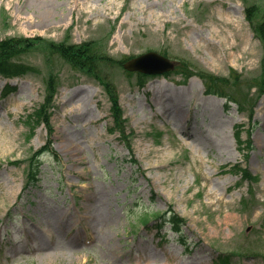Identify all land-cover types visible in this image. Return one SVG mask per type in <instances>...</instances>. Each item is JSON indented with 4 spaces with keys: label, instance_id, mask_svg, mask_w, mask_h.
I'll return each mask as SVG.
<instances>
[{
    "label": "rangeland",
    "instance_id": "1",
    "mask_svg": "<svg viewBox=\"0 0 264 264\" xmlns=\"http://www.w3.org/2000/svg\"><path fill=\"white\" fill-rule=\"evenodd\" d=\"M93 16L80 17L74 0H0V40L32 43L6 60L27 71L0 75V264H222L224 253L229 264H264V95L249 104L264 79L255 32L264 0H116ZM64 40L91 47L120 111L109 88L57 56ZM148 52L176 68L144 77L123 68ZM147 60L160 68L153 57L136 68ZM182 67L197 75L184 82ZM201 70L231 80L222 85L248 108L205 94ZM49 73L59 85L38 107ZM49 142L58 160L44 154L26 189ZM237 163L255 178L226 171ZM146 210L166 220L144 226L136 216Z\"/></svg>",
    "mask_w": 264,
    "mask_h": 264
},
{
    "label": "trees",
    "instance_id": "2",
    "mask_svg": "<svg viewBox=\"0 0 264 264\" xmlns=\"http://www.w3.org/2000/svg\"><path fill=\"white\" fill-rule=\"evenodd\" d=\"M247 17L250 20L254 18V12L250 8L247 9ZM261 19H264V16H262ZM255 32H256V35L260 38L262 44L264 45V22H261L255 26ZM31 47H32V43H30L27 38L12 37V38L0 40V72L7 74V75L20 74V73L26 72L27 70L23 68L22 64L11 63L10 61H6V60L14 55H17L25 50L30 49ZM57 51H59V53L62 56L67 58L68 61L72 65L74 66L85 65L87 68L83 66H80V67L86 69V72L97 77V79L103 82L104 85L110 90L111 98L113 101V109L116 111H120V108L118 106L117 96L115 95V92L113 91V89L110 87V83L105 81L103 76H101L98 70L97 59L94 55H90L91 48L88 44H85L81 48V46H73L71 44L66 45L65 42H62L58 46ZM184 71H186V69H184ZM201 75L207 79L208 86H209L208 89L220 95L226 94V96L229 97L230 99L237 101L241 107L243 106L245 107V104L243 102L238 100L231 92H227L228 90L222 85V84L233 83L231 80L224 79V78H221L215 75H207L204 73H201ZM253 86L258 87V93L262 94L264 92V79H262L258 83V85L256 83ZM54 87L55 86H54L53 78H52V80L50 81V84L48 85V90H51V94L53 93L52 91L54 90ZM50 97H51L50 95L47 97L46 99L47 103L50 102V99H51ZM116 122H117V126L120 125L117 119H116ZM37 170H38L37 167H34L33 165L31 166V178H30L31 181L35 180L36 175H37ZM163 214L164 212L161 213L160 211H157L155 213L153 212V215L157 217H161ZM150 218H151V214L147 213L141 218V222L144 225H147L149 223Z\"/></svg>",
    "mask_w": 264,
    "mask_h": 264
},
{
    "label": "bare ground",
    "instance_id": "3",
    "mask_svg": "<svg viewBox=\"0 0 264 264\" xmlns=\"http://www.w3.org/2000/svg\"><path fill=\"white\" fill-rule=\"evenodd\" d=\"M89 0H74V6H76L79 10V14H80V17H83L85 18L86 16H88V18L86 19L87 22H89L90 18L92 15H94L93 17L96 19L100 16H105L106 12H109L113 9L115 3H116V0H110L107 4H105L103 7H95L94 5H91L89 4L88 2ZM97 23L99 22L98 20L96 21ZM227 24H229V21H227ZM220 33L221 30H219ZM117 37V36H116ZM126 35H123V38H125ZM188 118L185 117V121H187ZM199 128L198 126L197 127H191V129L188 131V134L189 135H192L196 132V130H199L197 129ZM203 135V134H202Z\"/></svg>",
    "mask_w": 264,
    "mask_h": 264
},
{
    "label": "water",
    "instance_id": "4",
    "mask_svg": "<svg viewBox=\"0 0 264 264\" xmlns=\"http://www.w3.org/2000/svg\"><path fill=\"white\" fill-rule=\"evenodd\" d=\"M150 54H151L152 56H154V59H156V63H157L158 65H160V68H158V67L155 65V66L157 67V70H158V71L168 70V69H170V68L173 67V64L170 63V62L168 61V59H166L165 57H163V56H159V55H157V54H155V53H150ZM150 54L145 55L144 57L140 58V60L143 59V58H145L146 56H148V55H150ZM137 62H138V59L133 60V61L129 62L126 66L129 67V68H136V64H137ZM137 68H138V69H141V70H144V69H145V68H142V67H137Z\"/></svg>",
    "mask_w": 264,
    "mask_h": 264
}]
</instances>
